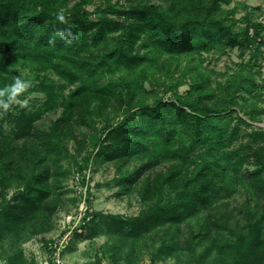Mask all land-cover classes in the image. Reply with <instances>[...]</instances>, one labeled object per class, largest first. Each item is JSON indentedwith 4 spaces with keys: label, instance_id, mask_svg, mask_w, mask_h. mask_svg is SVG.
I'll list each match as a JSON object with an SVG mask.
<instances>
[{
    "label": "trees",
    "instance_id": "1",
    "mask_svg": "<svg viewBox=\"0 0 264 264\" xmlns=\"http://www.w3.org/2000/svg\"><path fill=\"white\" fill-rule=\"evenodd\" d=\"M71 1L0 0V89L20 76L31 81L20 97L46 98L33 113L3 112L14 127L0 131L8 263L27 264L20 245L52 229L55 192L72 174L84 185L93 163L111 162L120 194L136 190L143 207L87 212L74 229L106 234L105 257L137 264L145 245L150 264L172 254L187 264H264V127L254 125L264 115V19L237 17L248 9L242 0H101L94 9V0ZM56 27L77 38L66 43ZM235 48L239 68L219 72L226 78L215 85L208 57ZM58 107L48 128L35 126ZM237 194L244 200L234 207Z\"/></svg>",
    "mask_w": 264,
    "mask_h": 264
},
{
    "label": "rangeland",
    "instance_id": "2",
    "mask_svg": "<svg viewBox=\"0 0 264 264\" xmlns=\"http://www.w3.org/2000/svg\"><path fill=\"white\" fill-rule=\"evenodd\" d=\"M101 0H94V4H88V8L94 9L95 6L100 3ZM122 3H126L129 0H120ZM134 1V0H130ZM158 2L159 0H154ZM248 5V9L241 8L237 13V17H245L246 13L252 14L254 18L264 19V0H242ZM72 3L75 0L71 1ZM232 4L231 6H233ZM229 8L230 6H225ZM264 49V46H263ZM240 49L235 48L231 50L229 55H223L219 59L215 56H209L205 64L209 65L211 68L215 69L213 75L214 84L216 85V79L225 80L226 76L219 75V72H233L235 69L239 68L238 63L241 61ZM247 58L249 57L246 55ZM22 75L27 76L29 73V68L22 67ZM264 75V67L261 70ZM43 73V72H42ZM258 74V73H257ZM50 76L60 84H65L66 80L60 78L54 73H50ZM258 74V80L260 81L262 77ZM31 80H33L31 78ZM188 85H183L180 88V92H185ZM168 96L170 95L167 94ZM45 95L41 92L33 91L27 93L25 96L20 97V100H27V105L22 106L21 104L12 105L9 112H18L22 109L28 112H34L38 107H40L45 102ZM264 106V99L260 103ZM62 108L58 107L55 110L46 112L40 115L36 121L35 126L38 128H48L52 121L56 119L61 114ZM247 117V116H246ZM248 118V117H247ZM255 126L264 127V115L261 116L259 121L254 122ZM14 127L11 122L5 118L3 111H0V131L5 134H14ZM89 130V129H88ZM24 138L17 139L16 142L19 145L24 143ZM30 140V139H29ZM28 140V141H29ZM70 149H73V142L69 144ZM251 169H257L254 165H249ZM167 164L164 163L156 168V170H165ZM116 167L111 162L105 163H93L91 168L87 170V183L84 185L80 180V173L72 174L71 177L65 181L63 188L58 189L55 195H59V207L55 214L52 216V229L49 232L38 234L34 236L31 240L24 242L20 245L23 250V258L27 264H41L46 260L47 248L45 247L48 238H59L67 230L73 228L76 225L78 218L83 214V210L86 208L85 195L89 196L87 186H90L92 194L90 208L88 211L93 213L102 212L123 214V215H135L138 214L143 207L140 195L136 190L120 194L115 177L117 175ZM244 200L243 194H237L235 198L231 199L232 206H237L241 204ZM88 203V202H87ZM89 207V205H88ZM241 217V216H240ZM242 218V217H241ZM101 220V217L100 219ZM242 222L244 220L242 218ZM105 229L104 225H101ZM184 229L185 226L183 225ZM87 231L84 230L83 233H78L80 235H75L74 230L71 232V240L68 247L65 250L66 259L74 263L81 264H123V262L112 261L109 257H105L102 254L101 246L108 239V236L104 233L96 235L95 237H87ZM0 247V264H9L5 255H10L13 253L11 249V243L8 241L4 242ZM142 252L144 256L137 262V264H150L151 253L148 251L147 246H143ZM180 254L179 252L176 253ZM4 255V256H3ZM157 264H187L184 258H179L172 255H164ZM205 264H208L206 262Z\"/></svg>",
    "mask_w": 264,
    "mask_h": 264
},
{
    "label": "clouds",
    "instance_id": "3",
    "mask_svg": "<svg viewBox=\"0 0 264 264\" xmlns=\"http://www.w3.org/2000/svg\"><path fill=\"white\" fill-rule=\"evenodd\" d=\"M56 20L60 24H67V20L63 11H57ZM56 36H59L66 43H71L75 40L76 34L72 32L69 27H56ZM31 87V81L17 76L14 81L7 85L5 88L0 89V111L7 112L10 110L12 105L21 104L22 106L27 105V100H20L21 94Z\"/></svg>",
    "mask_w": 264,
    "mask_h": 264
},
{
    "label": "built area",
    "instance_id": "4",
    "mask_svg": "<svg viewBox=\"0 0 264 264\" xmlns=\"http://www.w3.org/2000/svg\"><path fill=\"white\" fill-rule=\"evenodd\" d=\"M85 203L87 204L86 208L83 210L82 212L83 214L81 215V217L78 218L79 220H77L76 225L73 228L67 230V232L63 233L61 237L51 238V240L48 243V248H47L48 253L46 260L41 264H72L66 259L65 250L70 243L71 232L75 228H79V231H81L82 230L81 226L84 225L86 221H88L91 218V215L87 213L91 211H88L89 207H88L86 195H85ZM75 264H81V263H75Z\"/></svg>",
    "mask_w": 264,
    "mask_h": 264
}]
</instances>
